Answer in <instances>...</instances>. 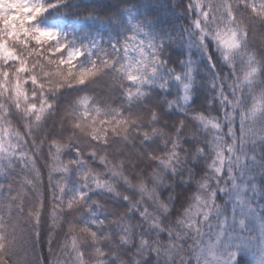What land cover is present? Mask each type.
Returning a JSON list of instances; mask_svg holds the SVG:
<instances>
[{
	"label": "snow or ice",
	"instance_id": "1",
	"mask_svg": "<svg viewBox=\"0 0 264 264\" xmlns=\"http://www.w3.org/2000/svg\"><path fill=\"white\" fill-rule=\"evenodd\" d=\"M0 264H264V0H0Z\"/></svg>",
	"mask_w": 264,
	"mask_h": 264
},
{
	"label": "trees",
	"instance_id": "2",
	"mask_svg": "<svg viewBox=\"0 0 264 264\" xmlns=\"http://www.w3.org/2000/svg\"><path fill=\"white\" fill-rule=\"evenodd\" d=\"M110 3H116V0H109ZM179 43L177 42L176 44H173L172 48L169 50L170 53L173 54V59H182L184 58L183 56L179 55ZM44 174H45V181H46V170H44ZM58 239V238H57ZM47 228L45 227L43 234H42V239H41V244L40 246H38L37 248V252L38 253H43V254H47ZM57 243V240L54 239L53 240V246L55 247Z\"/></svg>",
	"mask_w": 264,
	"mask_h": 264
}]
</instances>
